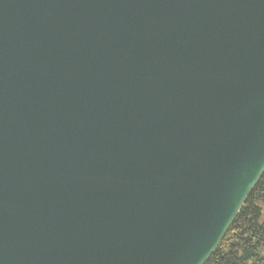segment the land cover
Wrapping results in <instances>:
<instances>
[{
    "label": "water",
    "instance_id": "obj_1",
    "mask_svg": "<svg viewBox=\"0 0 264 264\" xmlns=\"http://www.w3.org/2000/svg\"><path fill=\"white\" fill-rule=\"evenodd\" d=\"M264 172V0H0V264H205Z\"/></svg>",
    "mask_w": 264,
    "mask_h": 264
},
{
    "label": "trees",
    "instance_id": "obj_2",
    "mask_svg": "<svg viewBox=\"0 0 264 264\" xmlns=\"http://www.w3.org/2000/svg\"><path fill=\"white\" fill-rule=\"evenodd\" d=\"M205 264H264V172Z\"/></svg>",
    "mask_w": 264,
    "mask_h": 264
}]
</instances>
